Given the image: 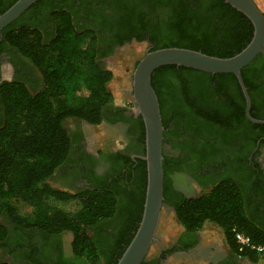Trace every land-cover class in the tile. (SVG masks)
<instances>
[{"label": "trees", "instance_id": "1", "mask_svg": "<svg viewBox=\"0 0 264 264\" xmlns=\"http://www.w3.org/2000/svg\"><path fill=\"white\" fill-rule=\"evenodd\" d=\"M15 1L1 0L0 13ZM151 1L159 5L161 0ZM181 1L184 0H172L168 10L155 14L153 28L147 31L152 50L183 47L228 57L239 52L251 39V21L224 0H187V6ZM41 7L51 13L54 21L52 34L47 39L25 15ZM124 8L125 13H129L130 6L126 4ZM0 36L5 47L12 46L43 76V87L36 93L30 92L23 81L0 84V104L4 110L0 126V217L5 216L4 220L0 218V264H10L3 258L2 249L11 251V243L21 246L33 231H40L44 236L70 232L72 251L78 261L97 264L102 251L93 232L101 221L114 217L119 223H129L125 245L118 253L120 257L141 218L146 175L137 200L128 193L123 195L124 189L119 187L120 192L104 186L70 193L55 189L47 182L56 168L66 162L72 148L64 121L74 118L98 125L113 99L109 86L113 74L97 63L94 38L88 45L84 44L83 33L55 0L35 1L4 27ZM137 38L140 40L143 36ZM250 71L264 82V48L241 69L250 98V115L264 119V106L258 108L252 103L254 84ZM176 82L182 83L187 100V106L179 115L184 123L196 118L209 124L212 119L232 124L237 130L251 123L245 115V99L233 73L212 74L174 64L162 65L151 74V84L159 102L163 138L168 121L177 118L176 115L170 117V107L164 100L165 92ZM75 85L80 87L77 92L73 89ZM194 94L207 95L209 111L204 108L205 101L194 99ZM140 122L143 124L141 118ZM183 127L186 134L197 139L211 138V132H205L196 124L185 123ZM178 130L180 132L181 128ZM170 162L172 160L163 153V203L173 206L184 231L194 235L206 222H211L220 229L235 257L254 264L264 260V251L239 250L235 241V233L240 232L253 244L264 243V228L248 216L239 182L223 178L197 196L173 198L169 194L170 177L181 172L182 167ZM175 176L180 183V175ZM26 207H31L32 212H25Z\"/></svg>", "mask_w": 264, "mask_h": 264}, {"label": "flooded vegetation", "instance_id": "2", "mask_svg": "<svg viewBox=\"0 0 264 264\" xmlns=\"http://www.w3.org/2000/svg\"><path fill=\"white\" fill-rule=\"evenodd\" d=\"M55 1L71 15L73 25L84 35V44L88 45L94 38L96 61L111 71L113 76L112 68L117 64L132 68L145 52L152 50L153 43L147 31L153 28L155 14L168 10L173 3L172 0H161L159 5L151 0ZM253 2L264 13V0H261V4L257 0ZM180 3L188 5L187 0ZM126 4L130 6L129 13H125ZM25 15L44 38H49L54 21L48 10L41 7ZM138 36H143V39L139 40ZM4 47L0 36V84L19 80L30 92L41 90L43 76L37 67L12 46ZM131 73L132 70L123 73L124 83L119 82L116 88L119 93L113 95L100 124L91 125L74 118L64 121L72 139V148L66 162L56 168L47 180L53 188L75 193L95 187H119L124 189L123 195L128 193L134 200L139 198L146 175V162L143 159L145 131L131 98ZM249 76L254 84L251 89L252 103L261 108L264 106V82L253 71L249 72ZM171 86V90L165 92L164 100L170 107V117L176 115L177 118L167 123L162 150L172 160L170 163L181 166L182 171L175 173L180 175V183L175 175L170 177L169 194L173 198L194 197L208 191L221 179L231 178L239 182L244 192L248 216L264 228V123L251 121L243 129L237 130L232 128V124L212 119L209 124L201 123L196 118L186 120L185 123L196 124L205 132H211V138L197 139L185 133L184 119L179 117L187 106L182 83L176 82ZM193 97L205 101L206 108V94H194ZM206 110L209 111L208 108ZM3 121L4 110L0 104V126ZM232 131L236 132L235 135H232ZM123 177V182L118 180ZM172 216L176 218L173 206L163 203L155 239L140 264H248L245 259L234 256L224 238L225 247H218V243L212 239L207 240L205 225L194 235L186 233L180 225L175 236L165 243L160 226L163 221L164 224L169 222ZM128 227L129 223H119L115 217L98 224L92 235L102 251L97 264L117 263L120 258L118 253L127 239ZM27 238L21 246L11 243V251L2 249V256L8 263L87 264L78 261L73 254L70 232L44 236L40 231H33Z\"/></svg>", "mask_w": 264, "mask_h": 264}, {"label": "water", "instance_id": "3", "mask_svg": "<svg viewBox=\"0 0 264 264\" xmlns=\"http://www.w3.org/2000/svg\"><path fill=\"white\" fill-rule=\"evenodd\" d=\"M37 0H16L0 13V34ZM243 13L252 23L249 42L228 57L209 55L183 47L149 50L138 60L131 73V98L142 118L145 131L146 189L143 209L137 228L116 264H140L155 239L163 205V131L159 102L151 84V74L162 65L174 64L209 73H233L245 99V115L256 123L264 120L250 115V98L241 76V69L264 48V14L253 0H224Z\"/></svg>", "mask_w": 264, "mask_h": 264}, {"label": "rangeland", "instance_id": "4", "mask_svg": "<svg viewBox=\"0 0 264 264\" xmlns=\"http://www.w3.org/2000/svg\"><path fill=\"white\" fill-rule=\"evenodd\" d=\"M257 1L261 4V0H257ZM112 70L114 72V77L109 84L110 89L111 88H118L119 82L121 84L124 83L122 75H123V73L131 71V67H130V65L122 66L120 64H117V66L112 68ZM73 89H74V91L77 92V91H79L80 87H79V85H75ZM117 102H119V101H117ZM68 124H69V122H67L66 126H68ZM14 203H16V201ZM25 210H26L25 212H27V213L32 212L31 207H26ZM0 218L2 220H4L5 216L1 215ZM165 224L163 221V224L160 226V233H161V237L163 238L164 242L167 243L179 231L180 224L178 223L177 219L174 218L173 216H172L171 220ZM204 228H205V233L207 235L206 236L207 240L210 241V239H212L218 243V247H225V246H223V234L215 224H213L211 222H206ZM245 260L248 262V264H254V263L249 262L247 259H245ZM255 264H264V260H260Z\"/></svg>", "mask_w": 264, "mask_h": 264}, {"label": "built area", "instance_id": "5", "mask_svg": "<svg viewBox=\"0 0 264 264\" xmlns=\"http://www.w3.org/2000/svg\"><path fill=\"white\" fill-rule=\"evenodd\" d=\"M235 241L238 245L239 250H242L244 248H251L258 252L264 251V243L263 244H253L251 243L249 237L244 235L243 233L236 232Z\"/></svg>", "mask_w": 264, "mask_h": 264}, {"label": "crops", "instance_id": "6", "mask_svg": "<svg viewBox=\"0 0 264 264\" xmlns=\"http://www.w3.org/2000/svg\"><path fill=\"white\" fill-rule=\"evenodd\" d=\"M114 77V76H113ZM111 92L113 93V95L115 96H117V92L119 93V90L118 89H116V88H111ZM64 127H65V125H64Z\"/></svg>", "mask_w": 264, "mask_h": 264}]
</instances>
